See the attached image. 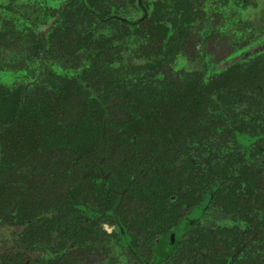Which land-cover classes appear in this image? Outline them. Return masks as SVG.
Returning a JSON list of instances; mask_svg holds the SVG:
<instances>
[{"label": "trees", "instance_id": "16d2710c", "mask_svg": "<svg viewBox=\"0 0 264 264\" xmlns=\"http://www.w3.org/2000/svg\"><path fill=\"white\" fill-rule=\"evenodd\" d=\"M168 1L150 12L139 0L140 17L127 18L114 1L69 0L46 31L27 26L36 72L0 89V223L23 227V245L44 255L0 264H104L124 250L130 264H264V166L244 154L263 161L264 52L174 75L204 0ZM107 28L146 39L150 60L123 65L119 45L96 38ZM55 54L83 69L46 68ZM243 181L246 205L232 198ZM220 204L256 214L219 249L222 231L202 236L192 221Z\"/></svg>", "mask_w": 264, "mask_h": 264}, {"label": "rangeland", "instance_id": "374dc122", "mask_svg": "<svg viewBox=\"0 0 264 264\" xmlns=\"http://www.w3.org/2000/svg\"><path fill=\"white\" fill-rule=\"evenodd\" d=\"M68 1L0 0V89H16L36 72L27 26L35 25L40 31H46L45 22L50 21H44V18L47 16L52 19ZM111 1L122 4L120 13L124 17H140L136 7L139 0H134L132 4L130 0H104L106 3ZM143 1L149 5L150 12L158 3L165 1L171 4L168 0ZM197 14L193 22L194 28L190 32L194 42L185 53H177L170 64L174 75L181 72L209 75L214 69L219 71L228 67L231 61L243 59L241 55L244 53V59H249L256 53L264 52V0H204ZM117 34L114 29H100L96 38L101 35L105 40L119 45L121 50L116 53L123 65V62L129 64L134 59V63L142 67L150 60L144 54V50L148 48L146 39L136 41L137 39L122 36L118 40ZM118 64L116 63V68ZM46 68L57 73L68 71L67 74L72 76L79 74L83 66L74 68L70 58L55 54L46 60ZM23 234V227L0 223V255L24 252L33 259L42 257L44 253L39 247L37 249L23 245ZM100 258L96 257L91 261L97 264ZM104 264L130 262L115 254Z\"/></svg>", "mask_w": 264, "mask_h": 264}, {"label": "flooded vegetation", "instance_id": "af4514ba", "mask_svg": "<svg viewBox=\"0 0 264 264\" xmlns=\"http://www.w3.org/2000/svg\"><path fill=\"white\" fill-rule=\"evenodd\" d=\"M245 155H248L246 160V166L248 168H252V159L258 164L262 163L261 165L264 166V156H262L263 161L261 160V157L258 155H255L252 153V148L249 149V151L244 152ZM260 161V162H259ZM261 176L264 177V170L261 172ZM226 185H231L233 182L225 181ZM264 185V184H263ZM246 187V182H242V189L237 190V193L232 194V198L236 200L238 197V201L241 202L242 205H246V202L249 200V196L244 192ZM229 191V189H226ZM209 206L204 207L201 212H199V215L196 219L192 221V223H196L198 225V230L202 234H206L208 231L215 230L218 232L222 231L221 233L217 234V239L220 240V242L216 243V248L224 247V243L232 242L235 238L234 232H238L242 235L249 234L248 225L250 224V218H254L255 214L253 211L246 212L245 214H238L235 212L227 213L223 210L222 204L212 208L208 209ZM241 211V210H240ZM264 211L258 212V214L262 213L263 215ZM188 212L185 211V214ZM194 226L191 228H188L186 235L184 236V240L189 239V231L193 230ZM171 241L174 244L175 243V236L171 235ZM247 242V241H246ZM251 242V238L248 239L247 243ZM245 243V242H244ZM180 249V248H179ZM179 251V250H178ZM246 254V252H243L242 256ZM123 257L127 258L126 251L124 250L122 255ZM138 256V255H136ZM208 259H203V261H207ZM129 261V259H128Z\"/></svg>", "mask_w": 264, "mask_h": 264}]
</instances>
